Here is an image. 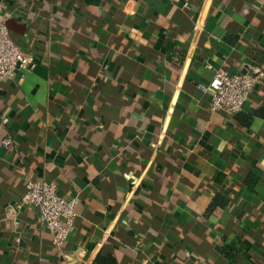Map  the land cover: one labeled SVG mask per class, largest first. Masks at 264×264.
Returning a JSON list of instances; mask_svg holds the SVG:
<instances>
[{
    "label": "crops",
    "instance_id": "1",
    "mask_svg": "<svg viewBox=\"0 0 264 264\" xmlns=\"http://www.w3.org/2000/svg\"><path fill=\"white\" fill-rule=\"evenodd\" d=\"M3 1L37 66L0 80V264H264V78L235 116L198 88L264 70V0ZM31 179L79 199L63 253Z\"/></svg>",
    "mask_w": 264,
    "mask_h": 264
},
{
    "label": "built area",
    "instance_id": "2",
    "mask_svg": "<svg viewBox=\"0 0 264 264\" xmlns=\"http://www.w3.org/2000/svg\"><path fill=\"white\" fill-rule=\"evenodd\" d=\"M174 1L182 2L185 8L189 7L187 1ZM4 12L5 3L0 0V80L15 77L18 70H34L37 66L36 56L24 52L12 39ZM199 27L197 22L194 28L197 30ZM263 78L264 70L258 67L253 71L239 73L217 69L210 82L198 84V88L210 96L211 112L235 116L243 110L244 104ZM4 121H7V117H4ZM12 142V138L7 136L2 140V145L7 147ZM78 203L77 197L66 198L60 195L55 182L31 179L26 184L19 206L39 211L42 222L53 234L54 246L63 253L68 237L74 229ZM14 211L15 207L11 206L9 212Z\"/></svg>",
    "mask_w": 264,
    "mask_h": 264
},
{
    "label": "trees",
    "instance_id": "3",
    "mask_svg": "<svg viewBox=\"0 0 264 264\" xmlns=\"http://www.w3.org/2000/svg\"><path fill=\"white\" fill-rule=\"evenodd\" d=\"M228 204V201L226 199H222L219 197L214 198V200L211 202L209 206V211L212 212L217 206H226ZM97 264H116V260L113 256H108L106 259L99 257Z\"/></svg>",
    "mask_w": 264,
    "mask_h": 264
},
{
    "label": "water",
    "instance_id": "4",
    "mask_svg": "<svg viewBox=\"0 0 264 264\" xmlns=\"http://www.w3.org/2000/svg\"><path fill=\"white\" fill-rule=\"evenodd\" d=\"M8 28H12V27L10 26V24H8Z\"/></svg>",
    "mask_w": 264,
    "mask_h": 264
}]
</instances>
